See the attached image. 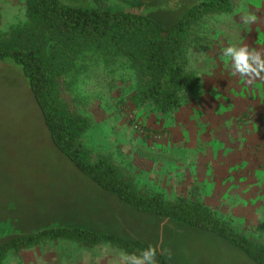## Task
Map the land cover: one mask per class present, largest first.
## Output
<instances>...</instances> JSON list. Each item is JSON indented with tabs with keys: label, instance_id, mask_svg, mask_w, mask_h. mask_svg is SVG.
Here are the masks:
<instances>
[{
	"label": "rangeland",
	"instance_id": "rangeland-1",
	"mask_svg": "<svg viewBox=\"0 0 264 264\" xmlns=\"http://www.w3.org/2000/svg\"><path fill=\"white\" fill-rule=\"evenodd\" d=\"M59 1L94 5L93 0ZM122 1L132 9L138 3ZM242 10L257 20L246 27ZM25 21L24 0H0V35ZM188 32L185 69L198 75L199 82L166 113L134 101L125 63L66 74L75 107L91 117L82 145L90 160L104 156L143 194L191 196L237 233L264 242V75L251 82L234 76L222 54L233 45L264 53V0H230L229 11L203 15ZM132 212L58 152L19 71L0 61V217L6 216L0 218V228L13 227L12 214L29 230L72 231L101 222L105 234L122 230L119 235L160 253L169 249L170 256L162 255L169 264H255L211 233L178 226L167 232L162 224L154 229ZM122 221L132 222L131 227L125 230ZM68 234L6 253L0 264H21L25 254L56 247L71 257L107 256L109 264L127 253L112 240L82 244Z\"/></svg>",
	"mask_w": 264,
	"mask_h": 264
},
{
	"label": "trees",
	"instance_id": "trees-1",
	"mask_svg": "<svg viewBox=\"0 0 264 264\" xmlns=\"http://www.w3.org/2000/svg\"><path fill=\"white\" fill-rule=\"evenodd\" d=\"M93 1L94 5L86 7L65 5L59 0H24L26 21L0 35V61L10 62L24 79L52 145L101 191L134 211V217L140 221L144 217L143 223H153L154 229L157 224L165 225L167 232L178 226L211 233L253 263L264 264V242L237 233L198 199L143 194L104 156L90 160L82 135L91 117L84 108L75 107L73 85L65 81L70 71L125 63L134 101L149 103L166 113L199 82L198 75L185 69L189 29L207 13L229 11L230 0H138L133 9L122 0ZM10 219H14V228H0V262L6 253H17L47 238L70 237L68 232L82 244L105 238L127 253L136 246L138 250L133 253L137 255L148 247L135 238L119 235L122 230L105 234L100 227L106 224L101 222L72 231L29 230L23 229L21 219L13 214ZM123 222L126 230L136 220ZM156 249L158 264H169Z\"/></svg>",
	"mask_w": 264,
	"mask_h": 264
},
{
	"label": "clouds",
	"instance_id": "clouds-1",
	"mask_svg": "<svg viewBox=\"0 0 264 264\" xmlns=\"http://www.w3.org/2000/svg\"><path fill=\"white\" fill-rule=\"evenodd\" d=\"M240 20L246 27L253 24L257 17L255 14L241 11ZM223 56L231 63L232 74L247 79L249 82L264 75V53L249 49L247 46H228L223 49ZM171 255L169 249H163L161 254ZM157 249L149 245L141 250L140 254L121 253L118 264H158L156 260Z\"/></svg>",
	"mask_w": 264,
	"mask_h": 264
},
{
	"label": "crops",
	"instance_id": "crops-1",
	"mask_svg": "<svg viewBox=\"0 0 264 264\" xmlns=\"http://www.w3.org/2000/svg\"><path fill=\"white\" fill-rule=\"evenodd\" d=\"M50 246L53 248L56 247L55 244ZM47 247V245L42 246ZM57 249V247H56ZM46 250L42 249L38 252H33L32 256H26L24 255V258H21L20 262L21 264H109L108 257L106 256H81V255H63L60 253V251L57 250ZM26 252H29L28 250ZM32 252V251H31ZM20 256V255H19ZM18 256V257H19ZM20 256V257H21ZM16 257V256H15ZM12 259V257H11ZM116 260L112 262V264H118L119 258L115 257Z\"/></svg>",
	"mask_w": 264,
	"mask_h": 264
}]
</instances>
